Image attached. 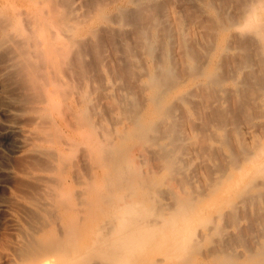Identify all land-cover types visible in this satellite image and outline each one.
<instances>
[{"label": "bare ground", "instance_id": "6f19581e", "mask_svg": "<svg viewBox=\"0 0 264 264\" xmlns=\"http://www.w3.org/2000/svg\"><path fill=\"white\" fill-rule=\"evenodd\" d=\"M220 1L197 35L195 3L0 0V264H264V0Z\"/></svg>", "mask_w": 264, "mask_h": 264}, {"label": "rangeland", "instance_id": "374dc122", "mask_svg": "<svg viewBox=\"0 0 264 264\" xmlns=\"http://www.w3.org/2000/svg\"><path fill=\"white\" fill-rule=\"evenodd\" d=\"M170 1H171V4H170V2L168 4L169 7L172 5V7H170V9L171 8H173L174 10L176 9L175 11L180 13V14L183 13L185 10L184 8H182L180 6L184 7V5H185V8H186L187 4L190 5V3L186 2L185 0H177V2H176V0H170ZM189 1L191 2L190 7L193 6L192 4L195 3L194 8L192 7L193 11L196 9H200L203 11V9L205 7L204 2L206 0H189ZM184 2H186V3H184ZM177 3H179V5ZM227 3L225 5V3H222L220 0H213V5H214L215 9L217 10V12L220 11V14H222L225 17H228V16L234 17V15L236 16L237 12L236 11L233 12V10L230 9L233 6V8L235 10V6L233 5L234 3H231L229 1ZM174 4H176V5H174ZM196 4L197 5L199 4L200 7H196L197 6ZM177 6H179V7H177ZM221 6H222L223 10H221ZM181 8L183 10L182 12H181ZM195 12H197V10ZM198 13H200V14L198 15ZM198 13H196L197 17L199 18L198 20H197L196 15L194 14L195 17L192 16L191 17L192 20L190 19L191 23H189L188 20H186V23H189V27L191 26V29H193L197 35L198 34L201 35V32H204V30H203L204 26L202 25V28H201L198 25L201 23V21L203 23H206L207 21H205L204 19L206 17L208 18V16L210 14L208 13L209 15L205 16V15H207V11H205V9H204V12L200 11ZM203 16H205L204 19H203ZM209 17H211V15ZM195 19L197 22L194 21ZM206 20H209V19H206ZM198 22H199V24H198ZM203 23H201V24H203ZM1 60L2 59L0 58V61ZM3 64L4 63L2 60L1 64H0V69L4 67ZM236 78L240 79L241 74H239V75L237 74ZM2 118H7L8 120H13L11 117H2ZM251 129H253V126H251V127L249 126L248 128H244L243 129V135L248 138L250 136V134L257 133V131H254V130H256V127L254 128L253 131H251ZM260 134H261V132H260ZM18 137H20V135H17L15 133L14 134L9 133L7 135L0 134V246L2 244L4 245L3 239L7 241L8 239H10L12 237L11 235H13L12 222H11L12 221V215H14V217H17V218L21 216L20 212L16 208L13 207L14 204L11 202L12 196L21 195L25 191L24 190L25 187L23 189L21 188V187H23V185L20 183V181H18L20 179L18 177H20L19 175L21 174V171L23 168V163H24L23 160H26V159L20 158V155L14 153V149H15V145H16V139ZM19 185H22V186H19ZM22 190H24V191H22ZM6 241H5V243H6Z\"/></svg>", "mask_w": 264, "mask_h": 264}]
</instances>
